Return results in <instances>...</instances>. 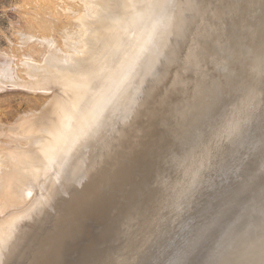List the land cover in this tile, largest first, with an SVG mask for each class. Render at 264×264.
Instances as JSON below:
<instances>
[{
	"label": "rangeland",
	"instance_id": "374dc122",
	"mask_svg": "<svg viewBox=\"0 0 264 264\" xmlns=\"http://www.w3.org/2000/svg\"><path fill=\"white\" fill-rule=\"evenodd\" d=\"M169 1H171V2H169ZM249 1L251 2V0H247V1L246 0H241V1L240 0H231V1L230 0H228V1H226V0H217V1L216 0H165V5L162 8V12H161V15L163 14L164 16L163 15L160 16L159 23L150 28L151 35L144 41V44L146 46L142 50L141 55H140L139 59L137 60L138 63L134 66V68L132 70V76H135L134 77L135 80L132 77L130 81L132 82V80H134V82H132L131 84H128L126 92L122 93L121 97L118 99V101H117L118 105H116L114 112L111 114V119L108 122L109 125L103 126L99 129H97L96 133L92 136L91 139L93 142L90 143V145L88 146L89 148L86 147L83 151L85 153L84 160H83V162L85 163L84 164L85 167H84L82 173L79 174L78 176H76V178L72 179V181L69 182V184L67 185V191H65V193L62 194V198L64 200H68L71 196H73L74 193L81 192L82 189L84 188V184L91 181L90 173L92 174V172H94L92 170L95 169V171H96L99 168V166L104 163L103 161L105 160V157L107 156V154H110V153H107V152H109V150H111L110 152H112V149H111L112 146H116V151L120 150V149L124 150L123 144H122L123 138L121 135H123V131L128 130V126H129V130H130L133 142L135 144H138L140 142L141 143L146 142L147 137L145 138V136H146V130H148V129L149 130H152V129L155 130V132L157 134H161L164 138H166L167 142L169 141L170 144H172L170 149L166 147L167 144L164 145L160 149L158 157H157L158 163H157L155 175L146 184L145 189L149 188L150 191H152V189H155V191H156V195H155L154 199L151 200V203L141 204L140 201H141L144 194L142 196L140 195V196L136 197V199L133 201L125 202V205L127 206L128 209L125 210V212H124L125 214L123 213L124 215L120 219V222H122V234L120 236L121 238H119L117 241L112 242L110 245H108L109 250L110 249L111 250L110 251L108 250L109 251L108 252V258L106 259L105 264H153V263L157 264V262H159V264H165V263L166 264H190V260L193 258V256L197 252H199L203 247H205L206 245L211 243V241H212L211 236H212L213 232L217 228L218 224H220V222L223 220L225 213L227 211V208L233 203V201H235L236 196L239 193H241L242 191H245V190L249 189L251 186H253L254 184H256L258 181V178L262 174H264V137H263L264 136V134H263L264 133V126H263L264 125V121H263L264 120L263 119V117H264V115H263L264 114V111H263V109H264V82H263L264 81V69H263L264 68V48L262 47V45L264 46V44H263L264 42H259L258 41L259 38H255L257 36V33H258V31H257L258 21L261 20V18L263 16L264 0H262V1L261 0H253L252 4H254V5H252V6H249V5H251ZM60 2H62V4ZM69 2H70V0L69 1L68 0H0V65H2V63H4V64L7 63L8 65L12 64L11 67L15 69V71H16L15 73H16V77H17L20 75L21 76L24 75V74H22V70L20 72V68L22 69V67L20 66L21 61L25 60L28 57V58L33 59L35 62H39L41 59L40 57L42 56L44 43L38 45V47H37L36 41H37V39H39V41H41V38L45 39L48 37V35H47L48 32L46 31L47 30L46 27L49 25V20H51V21L54 20L57 23L56 25H57V30H58L61 27L60 24L70 23L71 20L74 19L73 17L71 18V16H69V14L67 12H61L60 11V8L65 7V6H63V3H64V5L66 4V6H67ZM256 2H258L260 6L263 4L261 6V8H260V6H259V8H257L258 3H256ZM57 3L59 6L57 5ZM167 3H169L168 4L169 6L167 5ZM210 5H211V8H210ZM216 5H217V7H216ZM243 6H244V10H242ZM248 6H249V9H248ZM253 6H254V8H253ZM73 7H75V6H73ZM221 7H223V8H221ZM251 7H252V9H251ZM255 8L259 10V11L257 10V13L255 11L256 10ZM180 10H181V12H180ZM208 10L210 12H207ZM225 10H227V11H225ZM250 10H253L252 15H251ZM239 11L240 12L243 11V12L240 13ZM245 11L246 12L249 11V12L246 13ZM253 12L255 13V15H253L254 14ZM259 12H260V14H259ZM179 15H180V17H178ZM248 15L253 16V17H250V20H249V17H248V19L246 18V16H248ZM239 16L241 17V21L244 20L243 24H242V22H240L244 26H242L241 24H240V26L236 25V23L239 19ZM207 17H210V18H207ZM233 17H236V18H233ZM254 17L257 18V21L255 20ZM251 18L252 19L254 18V19L251 20ZM226 19H228V23H227ZM188 20H189V22H188ZM232 20H234L235 23H234V21L231 23ZM247 20H249V22ZM172 21H174L173 22L174 24L172 23ZM213 21H215V22L217 21L216 23H218V24H216ZM219 21H220V23H219ZM223 22H225L227 24L230 23V24L226 25ZM255 23H256V25H255ZM160 24H161V26H160ZM180 24H181V27H179ZM250 24H252V25H250ZM218 26H219V28H218ZM245 26H247V27H245ZM248 26H251V28L253 30L251 28L248 30V28H249ZM253 26H257V27H253ZM169 27H170V29H169ZM234 27L235 28L239 27L238 28L239 32L242 30L241 35H243V36L240 37L238 34L239 32L236 33V30L238 31V29H235ZM242 27H244V28H242ZM214 28H217V29H214ZM246 28H247V30H246ZM167 29L169 32L167 31ZM209 29H211V31H212L211 33H210ZM226 29L228 30V34H226L227 33ZM57 30H56V28L51 30V32H50L52 34L51 37L55 40L57 45L61 49L64 50V46L62 45V42H61L62 35ZM162 30H163V32H162ZM243 30H244V32H243ZM247 31H250V32H247ZM232 32H234V34H238V35L235 36L234 34H232ZM246 32L250 33L251 35L247 34ZM23 33H24V35L27 34V37H26V35L23 37V35H22ZM37 33H38V35H37ZM224 33L227 35V39H226V37H225L226 35ZM243 33L244 34L246 33V34L244 35ZM28 34H30V35L32 34V36L34 34L35 36L36 35L37 36L35 37V39L29 40ZM165 34H166V36H165ZM214 34H215V36H212ZM252 34H254V35H252ZM205 35H207V36H205ZM216 35H218V36H216ZM228 35H230V36H228ZM195 36H196V38H195ZM199 36L201 37V39L198 38ZM203 36H205V37H203ZM208 36L210 39L212 38L214 41L212 46H211V43L213 41L211 39V42H210V39L208 38ZM210 36H212V37H210ZM20 37H21V39H20ZM39 37H41V38H39ZM206 37H207V39H206ZM246 37L249 40L251 38L252 39L251 42L249 40H246L247 39ZM24 38H25V40L26 39L29 40L26 43L24 42L25 44L22 42L24 40ZM185 38H188V39L185 40ZM232 38H233V41L230 42V40H232ZM202 39H205V40H202ZM159 40H160V42H159ZM161 40H162V42H161ZM219 40H221V42ZM59 41H60L61 46L59 45ZM204 41L206 42L205 45L209 47V50L205 49L204 51H202V48L204 49ZM191 42H193L192 45H191ZM215 42H216V45H214ZM219 42H220V44H219ZM156 44H159V45H156ZM200 44H203V45H200ZM224 44L227 46H224ZM235 45H236V47H235ZM197 47L200 48L199 52H196L198 50ZM239 47H242V49ZM250 47H253L255 49H253V48L249 49ZM259 47L260 48L262 47L261 48V49H263V50H261L262 52L260 51V49H258ZM182 48H183V50H182ZM222 48L224 49L223 51H222ZM210 49L212 50V52L210 51ZM213 49L216 51H214ZM232 50L234 51L232 56H231V58H233V59H232V61H230V59H228V58L230 57ZM241 50H242V52H241ZM252 50H254V52ZM220 51H221V53H220ZM226 51H227V53H226ZM238 51H240V52H238ZM245 51H246V54L244 55L243 53ZM257 51L261 52L263 54H261V53L258 54ZM181 52H183V53H181ZM210 52L212 54L214 52V54L210 55ZM235 52H236L237 56H236V54H234ZM27 53H28V56H27ZM228 53H230V54H228ZM180 54H182V55H180ZM197 55H198V57H196ZM24 56H26V57H24ZM149 57H150V59H149ZM214 57H216V58H214ZM236 57H238V58H236ZM23 58H25V59H23ZM209 58H211V60L212 59H214V60L211 61ZM147 60L149 62H147ZM196 60H198V61H196ZM225 60L228 62H226ZM240 60H244L243 61L244 65H243V62H241V63L239 62ZM252 60H254V61H252ZM145 61H146V63H145ZM197 63H199V64H197ZM226 63H228L227 66H225ZM188 66H189V68H188ZM220 66L222 67L223 71H221L222 69ZM228 66L230 68V71L228 69ZM143 67H144V69H143ZM231 67H232V69H231ZM240 67H241V70H240ZM140 68H141V73L137 71ZM190 68H192V69H190ZM198 68H200L201 70H199ZM142 69H143V71H142ZM170 69H172L173 71ZM218 69L223 73V75L221 74V72ZM238 69L240 70V72ZM191 70H192V72H191ZM237 70H238V72H237ZM135 71L137 73H139L138 77H137V74ZM216 71H217V73H216ZM166 72H168V74L170 73L172 75H166L165 76V74H167ZM171 72H173V73H171ZM204 72H206V73H204ZM213 72H215V74H213ZM243 72H245L244 75H243ZM190 74L193 75V77ZM207 74H208V76H207ZM218 74H220V75L218 76ZM236 74H239L242 77H240ZM139 75H140V77H139ZM164 76H165L164 79L166 80V82L162 78ZM233 76H235V77H233ZM262 76H263V79H262ZM16 77H15L16 82L12 83L10 81L12 83V85L10 84L9 81H6V83H5V81L1 82L2 80L0 78V83L3 84V85L0 84V138H1L0 139V152H1L0 158L4 157V152H6V151L3 149V147L6 144H8L6 146H11V145L13 146V144L14 145L16 144V140L11 135L13 133L12 128H14V126H15L14 123L16 122V120H18V118L22 117L24 114L26 115L28 113H31L33 110H35L34 115H36L37 113H38L37 115H39L40 111H41V114H43L42 104L47 100V98L51 97L50 92H45V91L37 90V89H29V88L27 89V87L24 88V84H26L27 82L26 81L23 82V81H21V79L18 80ZM191 77H192V80H194V81L191 80ZM200 77H202V78H200ZM235 78H237V79L242 78L241 81L244 80V81H242V84L244 82H246V83L241 85V81H239L240 79L238 80L240 83H238L237 79L235 80ZM258 78H259V81H256V80H258ZM15 79L13 81H15ZM195 80H196V82H195ZM17 81H18V83H17ZM228 81L230 82V84L232 83V85H234L233 87L231 85L228 88V89H230V91H232L231 94H230V91H223V92L220 91L221 87H223L224 85L225 86L229 85V83H227ZM250 81H251V84H249L250 85L249 86L247 83H250ZM254 81L258 82V83H256L257 85L255 84ZM260 81L263 83L261 84ZM252 82L256 85V87H255V90L252 89L253 90L252 92H254V91L255 92L251 94V90L248 92V90H249L248 87H250V89L254 88L253 87L254 84ZM15 83H16V85H14ZM160 83H161V85H160ZM235 83H236V86H235ZM238 85H239V87H237ZM161 86H163L164 88H162ZM244 86H246V87L244 88ZM204 87H211L210 89H213V93H211V96L209 94V96H210L209 98H204L202 101H200L199 104H196V100L198 98V95H199L201 89H203ZM240 87H241V89H240ZM232 88L234 90H232ZM236 88L239 90V92ZM256 88H257V90L259 89V92L256 91ZM159 90H161V91H159ZM242 90H245L244 91L245 95H246V93H248V94L245 96ZM31 91H33V92H31ZM37 91H39V92H37ZM128 91H130V92H128ZM234 91H236V93L232 94ZM157 93H158V95H156ZM214 93L217 94V97H216L215 103L213 105L212 103L210 104V102L214 101V96H213V95H215ZM241 93H243V94H241ZM236 94H237V96H239V94H241L240 97L242 95H243V97L242 98L237 97ZM148 95H150V96L148 97ZM222 95L225 96L226 99ZM231 95L232 96L235 95V97L233 96L234 97L233 98V97H231ZM147 98H149V99H147ZM164 99L172 101L170 108H163L162 107L161 104H162V101ZM233 99H235V100L233 101ZM237 99H239V100L241 99L240 102H238L239 100H237ZM144 100H147V101H144ZM185 100H187V103ZM124 101L126 104L124 103ZM182 101H184V102H182ZM219 101H221V102L219 103ZM144 102L146 104H144ZM221 103H222V105H220ZM237 103H239V105ZM150 104H152V105H150ZM140 105L142 106V108H140ZM147 105H149V106H147ZM150 106H151V108H150ZM209 106L210 107H213V106L216 107L214 109V113L208 114L207 111L210 109ZM221 106H223V107H221ZM124 107H125V109H124ZM179 107H181V108H179ZM197 107H200V108H197ZM37 109H38V111H37ZM177 109H179V110L177 111ZM192 109H193V111H192ZM256 109H257V111H256ZM261 109H262V111H261ZM122 110H124V111H122ZM174 110L177 112H175ZM217 110L220 112H217ZM233 110L235 111V114H234ZM136 111H137V114H136ZM143 111H145V112H143ZM259 111H261L262 113ZM249 113H250V115H249ZM222 114L224 117L222 116ZM138 115H139V117H137ZM171 115H172V117H170ZM260 115H262V116H260ZM143 116H145L146 119L143 120ZM218 116H220L221 118ZM257 116H260L262 118L259 119V117H257ZM141 118L143 121L141 120ZM168 118H170L171 120ZM177 119H179V121ZM256 119L259 120L260 122L257 121ZM261 119H262V122H261ZM138 121H140V123ZM182 121H184V125H185L184 127L180 126ZM131 122H132V124H131ZM153 123H154V127H152ZM194 123H195V125H194ZM257 123H260V124H257ZM178 124H179V126H178ZM255 124H257V125H255ZM261 124H262V126H261ZM136 126L139 130L136 128ZM261 127L263 130L261 129ZM163 129H164V131H163ZM257 129L259 130V132L261 130V134H262V135H260L261 138L258 135H255V133L258 132ZM252 130L254 131V133ZM137 131L142 133V134H139ZM173 132L177 133V134H181L183 132V134H182L183 138L182 139L179 138V136L177 134H174ZM8 133H10V134H8ZM250 133L252 136L250 135ZM248 135L251 136V138L248 137ZM138 137H140V138H138ZM255 138H257V139L260 138V139L257 140ZM251 139H252V141H251ZM3 140H4L5 144L3 143ZM248 141L251 142L252 145H251V143L249 144ZM256 141L259 143H257ZM120 143H121V146H120ZM245 145H247L248 147L246 148ZM239 149H240V151H239ZM243 149H244V152L242 151ZM245 150L246 151L248 150L249 154H247V152ZM2 151H3V153H2ZM253 152H255V153H253ZM239 153H240V155H239ZM86 154L89 156H87ZM243 154H245V155H243ZM241 155L243 157H241ZM248 155H250L251 158ZM185 156L188 158H186ZM238 157H240V158H238ZM254 157H255V159H254ZM242 159L243 160L245 159V160L243 161ZM249 159H250V161H249ZM187 160H188V162H187ZM237 160H239V161H237ZM247 161H249V163ZM252 161H254V162L252 163ZM189 163H190V165H189ZM224 163L226 166L224 165ZM232 163H233V165H232ZM234 165L236 168L233 167ZM4 166L5 165H3V164L0 165L1 168H4ZM238 166H240V167L238 168ZM186 167L187 168L189 167V168L187 169ZM234 169H235V171H234ZM218 173H219V175H218ZM236 174H238V175H236ZM179 175H181V176H179ZM58 177L59 178L52 177V179H54V180L56 179L55 180V182H57L56 186H57V184L59 186L61 184V181H62L61 175H58ZM174 177L177 179H174ZM178 177H181V178H178ZM197 177H198V179H197ZM141 178H142V174H138L137 179H141ZM190 179H193V180H190ZM201 179H202V181H201L202 183L200 182V184H199V181ZM240 181H242V182H240ZM166 183H167V185H166ZM176 186L178 187V189ZM218 186H221L224 188L225 195L227 196L225 202H223L222 205H220V207H219V204H217V206H209L207 209L200 211L201 213L196 212V207L199 204V202L202 200L203 196L208 194V193H213L214 192L213 188L218 187ZM162 187H163V189H162ZM133 188H136V190H139V189H137V187L135 185ZM172 189H174L175 191ZM38 190L39 189H37V191ZM162 190H164V191H162ZM189 190H191V191L188 192ZM107 192H108V190H107ZM197 193H199V194L196 195ZM33 195H35V194L33 193ZM33 195H32V197H33ZM170 195H171V197H170ZM158 196H160V197L158 198ZM56 197L55 198L52 197L51 200L52 199L53 200L45 208V211L49 213V216H50L49 220L50 221H48L45 224L46 228H44V230L42 232H40L38 239H37V243H36V245H38V246L37 247L34 246L35 250L38 249L39 242L41 240H43L50 233L51 229H53V227H54L53 223H55L57 221L60 214L62 215L64 213L65 208L64 207L62 208L57 204L59 199L56 200L57 199ZM186 197H188V198L186 199ZM157 203L159 205H157ZM187 204H188V206H187ZM160 205L162 206V208H160L161 207ZM189 205H191V206H189ZM0 206H1L0 207V214H1V212H3L4 211L3 209H5V208H3L1 210L2 206L4 207V205H1V203H0ZM253 208L256 209L255 206L251 207V209H253ZM24 209H26V207ZM159 209L160 210L162 209V211L160 212ZM157 210H158V212H157ZM7 211H8L7 213L5 212L6 214L3 213V214H1V216L3 215L5 217L9 213H12L14 211H18V209L10 208ZM215 211H217V212H215ZM58 213H60V214L58 215ZM149 213H150V215H149ZM161 214H162L163 218H162ZM42 215H44V213ZM151 215H153V216H151ZM3 216H2V218H4ZM156 216L158 219L156 218ZM148 218L150 219V221H148L149 220ZM152 218H155V219H152ZM170 218L173 219L172 220L173 222H171ZM261 219H264V214L262 215ZM24 221H25V223H26V221H27V223H29L30 220H24ZM147 221L150 223H148ZM192 222L195 225L192 226ZM152 223H154V224H152ZM107 224H108L107 221H105L102 225L97 224L94 220L88 221L87 231L84 233V236L80 237L81 239H79V242L77 245L79 247L76 246L77 251L74 252L75 256H74V254H72V256L70 254L69 259L71 258V260H74V261L79 260L80 261L81 255H79V254L82 253L83 251L78 252V249H80L82 247L81 246L82 244H83V247H85L84 241H86V243H88V242L90 243V244L88 243V245L86 244V247H89V245L91 247L93 245V241L91 238L93 236H96L97 233H99L101 231V228L106 226ZM186 224H187V226H186ZM189 225H191V226H189ZM50 226H52V227H50ZM48 228H51V229H48ZM145 228H146V230H145ZM157 228H158V230H157ZM163 228L165 230H162ZM170 228H171V230H170ZM185 228L189 229V231H191V232L193 230V232H192L193 234L191 232H189L188 230L186 231ZM46 229H48V230H46ZM132 229H133V231H132ZM167 229H169V230H167ZM131 231L134 234L131 235ZM150 231H152L151 234H150ZM257 231L254 235H251L252 237L243 236L237 242L234 240L229 241L225 245V247L222 251V255H221L222 259H221L220 264H233V263H236L237 261H239L240 257H242L244 248L249 244L253 245L257 249L263 248L264 244L262 242H260L259 239L257 238L258 237ZM135 232H136V234H135ZM153 232H156V233H153ZM186 232H187V234L189 232V236H186L187 235V234H185ZM190 233H191V235H190ZM160 234H163V235H160ZM175 234H176V236H175ZM140 235H142L143 239ZM179 235H181L180 236L181 238H179ZM43 236H44V238H43ZM155 236H157V237H155ZM163 236L165 239H162ZM169 236H170V238H169ZM140 237H141V239H140ZM146 237H147V239H146ZM148 237H150V239ZM89 238H90V241L88 240ZM161 239L164 241L162 242ZM175 240L179 241V242H176ZM145 241L147 243H145ZM158 241H160V244ZM174 241H175V244H172V243H174ZM139 242H140V244H139ZM231 242H233L234 245ZM180 243L183 246H181ZM133 245L136 246L135 249H134ZM159 245L162 246L163 248L160 247ZM168 245L171 247L168 248L169 247ZM172 245H175L174 248ZM158 246H159V248H158ZM165 246H168V247H165ZM175 247L176 248L179 247V250L175 249ZM161 250L163 252L165 250L166 253H168V255H170V256H168L165 252L164 253L166 255H164V253L161 252ZM170 250H171V252H170ZM172 250H173V252H172ZM159 251H160V253H158ZM156 253H157V256H156ZM171 253L173 254V256H171L172 255ZM28 254L26 255V257L23 258L21 264H31L32 253H30V255H28ZM82 255L84 256L83 253H82ZM132 255H134L135 257ZM130 256H131V258H130ZM153 257H155V258H153ZM174 257H176V258H174ZM155 261H156V263H155ZM160 261H162L164 263H162Z\"/></svg>",
	"mask_w": 264,
	"mask_h": 264
},
{
	"label": "bare ground",
	"instance_id": "6f19581e",
	"mask_svg": "<svg viewBox=\"0 0 264 264\" xmlns=\"http://www.w3.org/2000/svg\"><path fill=\"white\" fill-rule=\"evenodd\" d=\"M226 1H228V0H226ZM252 1L253 0H251V2L249 1L251 4L249 6L254 5V4H252ZM169 2H171V1H169ZM258 2H256V3H258ZM60 3L62 4V2H60ZM69 3L67 6H66V4L64 5V3H63V6H65V7L62 6L63 8H60V11L61 12H67L69 14V16H71V18L73 17L74 19L71 20V22L67 23V24H60L59 23L61 25V27L58 30H57V25H56L57 23L54 20H52V21L49 20V25L48 26L46 25L47 26L46 31L48 32V34H47L48 37L45 39H42L41 37H39V38H41V41H39V39H37V41H36L37 47H38V45L44 43L42 56L40 57L41 59L39 62H35L33 59L28 58V57L26 59L23 58L25 60L21 61L20 66L22 67V69L20 68V72L22 70V74H24V75H22V76L20 75L17 77H16L15 69L11 67L12 64L8 65L7 63H5V64L2 63V65H0V78L2 80L1 82L5 81V83H6V81H9V82L11 81L13 83V82H16V79H15V77H16L18 80L21 79V81L27 82L26 84L23 83L24 88L27 87V89L28 88L29 89H37V90H42V91L51 93V97L47 98V100L42 104L43 114H41V111H40L39 115H37L38 113L36 115H34L35 110H33L31 113H28L26 115L24 114L22 117H20V118H18V120H16V122L14 123L15 126H14V128H12L13 133L11 134L13 136V138L16 140V144L15 145L13 144V146L12 145L6 146V145H8V144H6L3 147V149L6 152H4V157L0 158V165H2V164L5 165L4 168H1L2 166L0 167V174H1L0 175V201H1L0 203H1V205H4V207L2 206L1 210L3 208H5V209H3L4 211L6 209L8 210L10 208H14V209H18V211H14L12 213H9L5 217L2 215L4 218H2L1 214H3V213L6 214L8 211L6 210L5 211L6 213L3 211L0 214V264H6V262L8 261V258L10 259L12 256H14L15 254L18 253V251L20 250V245L22 244L19 242L21 240H23L22 239L23 235L28 234L27 237H29V236H35L37 234V233L35 234L36 228L33 226L29 228L27 233H25V234L22 233L23 227L26 226V223H27V221L25 223L24 220H29L30 218H31V220L34 219L35 216L37 215L36 211L39 210L40 208H42L43 204L44 205L47 204L51 200V198L54 196V194L56 193V183L57 182H55L56 179L54 180V179H52V177L59 178L58 175L64 174L65 172L70 171V172L74 173V172H79L80 169H82V167H83V156L85 155V153H83V151L86 147H88L90 145V138H92V136L96 133L97 129L108 124L107 122L111 118V114L114 112L116 105H118L117 104L118 99L121 97L122 93L126 92L128 84H131L135 80V78H134L135 76H132V70H133L134 66L138 63L137 60L139 59L142 50L146 46L144 44V41L151 35L150 28L155 26L156 24H158L160 21V16L163 15V14L161 15V12H162V8L165 5V0H70ZM168 4L169 3H167V5ZM57 5H58V3H57ZM73 6H75V7H73ZM249 6H248V9H249ZM259 6L260 5L258 3L257 8H259ZM261 6H260V8H261ZM216 7H217V5H216ZM210 8H211V5H210ZM221 8H223V7H221ZM253 8H254V6H253ZM251 9H252V7H251ZM242 10H244V6H243ZM257 10L258 9L255 10L256 13H257ZM225 11H227V10H225ZM250 11H251V15H252L253 10H250ZM180 12H181V10H180ZM207 12H210V11L208 10ZM242 12H240V13H242ZM247 12H249V11H247ZM259 14H260V12H259ZM253 15H255V13ZM240 16H239V19L236 23V25H239V26L241 24L240 22H242V24L244 22V20L241 21ZM178 17H180V15ZM248 17L250 20V17H253V16H250V15L246 16L247 19H248ZM207 18H210V17H207ZM233 18H236V17H233ZM253 19L251 18V20H253ZM226 20L228 23V19H226ZM234 20H232L231 23ZM249 20H247V21L249 22ZM255 20L257 21V18H255ZM235 21H234V23H235ZM173 22L174 21H172V23ZM188 22H189V20H188ZM213 22H215V21H213ZM219 23H220V21H219ZM223 23H225V22H223ZM227 23H225V24L226 25L230 24V23L229 24H227ZM216 24H218V23H216ZM252 24H250V25H252ZM255 25H256V23H255ZM160 26H161V24H160ZM219 26H218V28H219ZM242 26H244V25H242ZM245 27H247V26H245ZM248 27H249L248 28V30H249L251 28V26H248ZM253 27H257V26H253ZM54 28H56V30L62 35V37L61 36L60 37L62 39L61 42H62V45L64 46V50L61 49L57 45L55 40L51 37L52 34L50 32ZM238 28H235V29H238ZM242 28H244V27H242ZM169 29H170V27H169ZM214 29H217V28H214ZM209 30L211 33L212 32L211 29H209ZM246 30H247V28H246ZM167 31H168V29H167ZM241 31L239 32V29H238V31L236 30V33L239 32L238 34L240 37L243 36V35H241L242 34ZM257 31H258V33L256 32L257 36L255 38H259L258 39L259 42H264V11H263V16H262L261 20L258 21ZM162 32H163V30H162ZM243 32H244V30H243ZM247 32H250V31H247ZM215 34L212 36H215ZM226 34H228V30H227ZM232 34H234V32H232ZM238 34H234V35L236 36ZM247 34H250V33H247ZM22 35H23V37L25 35L27 37V34L24 35V33H23ZM28 35H29L28 39L32 40V39H35V37L38 35V33L36 36L34 34H33V36H32V34L31 35L28 34ZM207 35H205V36H207ZM252 35H254V34H252ZM165 36H166V34H165ZM205 36H203V37H205ZM212 36H210V37H212ZM216 36H218V35H216ZM228 36H230V35H228ZM225 37L227 39V35ZM195 38H196V36H195ZM198 38L201 39L200 36ZM208 38H209V36H208ZM251 38H250V40L248 38L246 40H249L251 42V40H252ZM20 39H21V37H20ZM186 39H188V38H185V40ZM206 39H207V37H206ZM211 39H210V42H211ZM29 40H27V39L25 40V38H24V40L22 42L26 43ZM202 40H205V39H202ZM212 41H213V39H212ZM219 41L221 42V40H219ZM231 41H233V38H232V40H230V42ZM159 42H160V40H159ZM161 42H162V40H161ZM220 42H219V44H220ZM192 43L193 42H191V45H192ZM205 43L206 42L204 41V49L202 48V51H204L205 49L209 50V47L206 46ZM213 43H214V41L211 43V46ZM59 45H60V41H59ZM156 45H159V44H156ZM200 45H203V44H200ZM214 45H216V42ZM224 46H227V45L224 44ZM235 47H236V45H235ZM262 47L264 48L263 45H262ZM197 48H198V50L196 52H199L200 48L199 47H197ZM223 48H222V51L224 50ZM239 48L242 49V47H239ZM251 48H253V47H250L249 49H251ZM261 48L259 47L258 49H260V51H261V50H263ZM253 49H255V48H253ZM182 50H183V48H182ZM210 51L212 52L211 49H210ZM214 51H216V50H214ZM252 51L254 52V50H252ZM211 52H210V55L212 54ZM233 52L234 51L232 50L231 55L228 58V59H230V61H232V59H233V58H231ZM238 52H240V51H238ZM241 52H242V50H241ZM261 52H258V54ZM181 53H183V52H181ZM220 53H221V51H220ZM226 53H227V51H226ZM213 54H214V52H213ZM228 54H230V53H228ZM234 54H236V52ZM243 54L245 55L246 51ZM261 54H263V53H261ZM180 55H182V54H180ZM27 56H28V53H27ZM236 56H237V54H236ZM24 57H26V56H24ZM196 57H198V55ZM214 58H216V57H214ZM236 58H238V57H236ZM149 59H150V57H149ZM209 59L211 60V58H209ZM212 60H214V59H212ZM244 60H240L239 62L241 63ZM254 60H252V61H254ZM196 61H198V60H196ZM147 62H149V61L147 60ZM226 62H228V61H226ZM145 63H146V61H145ZM197 64H199V63H197ZM227 64L228 63H226L225 66H227ZM243 65H244V62H243ZM188 68H189V66H188ZM143 69H144V67H143ZM143 69H142V71H143ZM190 69H192V68H190ZM198 69L201 70L200 68H198ZM221 69H222V67H221ZM228 69L230 71L229 66H228ZM231 69H232V67H231ZM139 70H137V71L141 73V68ZM170 70H172V69H170ZM238 70H237V72H238ZM240 70H241V67H240ZM240 70H239V72H240ZM221 71H223V69ZM191 72H192V70H191ZM206 72H204V73H206ZM166 73L167 74H165V76L166 75H172L170 73L168 74V72H166ZM171 73H173V72H171ZM216 73H217V71H216ZM244 73L245 72H243V75H244ZM136 74L138 77L139 73L136 72ZM213 74H215V72H213ZM221 74L223 75L222 72H221ZM219 75L220 74H218V76ZM236 75L240 76L239 74H236ZM165 76L162 78L164 79ZM191 76L193 77V75H191ZM207 76H208V74H207ZM132 77L134 80H132V82H131L130 80ZM139 77H140V75H139ZM192 77H191V80H192ZM233 77H235V76H233ZM240 77H242V76H240ZM200 78H202V77H200ZM14 79H15V81H13ZM236 79L237 78H235V80ZM239 79H237V81L238 80L241 81L242 78H239ZM262 79H263V76H262ZM192 81H194V80H192ZM239 81H238V83H240ZM242 81H244V80H242ZM242 81H241V85L246 83V82H244L242 84ZM256 81H259V78ZM256 81H254L255 84L258 83ZM11 82H10V84L12 85ZM165 82H166V80H165ZM195 82H196V80H195ZM263 82H261V84ZM17 83H18V81H17ZM227 83H229V85H226V86L224 85L223 87H221V89H220L221 92L230 91V89H228V88L232 85V83L230 84L229 81ZM0 84H2V83H0ZM247 84L248 85L251 84V81H250V83H247ZM255 84H254V86L252 85L254 88L250 89V87H248V89H249L248 92L251 90V94L255 92V91L252 92L253 90H255V87L257 85V84L255 85ZM14 85H16V83ZM160 85H161V83H160ZM239 85L237 87H239ZM233 86L234 85H232V87ZM235 86H236V83H235ZM161 87L164 88L163 86H161ZM245 87L246 86H244V88ZM210 88L211 87H204L203 89H201V91L198 95L199 97L196 100V104H199L200 101H202L204 98H209L211 96V93H213V89H210ZM240 89H241V87H240ZM232 90H234V89L232 88ZM159 91H161V90H159ZM242 91L244 93L245 90H242ZM256 91L259 92V89L257 90V88H256ZM31 92H33V91H31ZM37 92H39V91H37ZM128 92H130V91H128ZM231 92L232 91H230V94H231ZM238 92H239V90H238ZM234 93H236V91H234L232 94H234ZM243 93H241V94H243ZM209 94H210V96H209ZM237 94H236V96H237ZM241 94H239V96H237V97H240ZM247 94L248 93H246V95ZM156 95H158V93ZM244 95H245V93H244ZM149 96L150 95H148V97ZM213 96H214V101H211L210 104L212 103L214 105L217 94H215ZM233 96L235 97V95H233ZM233 96L231 95V97H233ZM223 97H225V96H223ZM242 97H243V95L240 98H242ZM147 99H149V98H147ZM225 99H226V97H225ZM234 100L235 99H233V101ZM237 100H239V99H237ZM240 100L238 102H240ZM144 101H147V100H144ZM185 101L187 103V100H185ZM182 102H184V101H182ZM220 102L221 101H219V103ZM124 103H125V101H124ZM171 103H172V101L164 99L162 101L161 105L163 108H170ZM222 103L220 105H222ZM144 104H146V103L144 102ZM152 104H150V105H152ZM237 104L239 105V103H237ZM147 106H149V105H147ZM223 106H221V107H223ZM140 108H142L141 105H140ZM150 108H151V106H150ZM179 108H181V107H179ZM197 108H200V107H197ZM215 108L216 107H214V109ZM124 109H125V107H124ZM178 110L179 109H177V111ZM37 111H38V109H37ZM122 111H124V110H122ZM177 111H175V112H177ZM192 111H193V109H192ZM256 111H257V109H256ZM261 111H262V109H261ZM261 111H259V112H261ZM263 111H264V109H263ZM143 112H145V111H143ZM217 112H220V111L217 110ZM136 114H137V111H136ZM234 114H235V111H234ZM249 115H250V113H249ZM222 116H223V114H222ZM260 116H262V115H260ZM260 116H257V117H259V119H260V118H262ZM137 117H139V115ZM170 117H172V115ZM218 117H220V116H218ZM144 119H146L145 116H143V120ZM168 119H170V118H168ZM263 119H264V117H263ZM141 120H142V118H141ZM177 120L179 121V119H177ZM257 121H259V120H257ZM138 122L140 123V121H138ZM261 122H262V119H261ZM131 124H132V122H131ZM257 124H260V123H257ZM257 124H255V125H257ZM194 125H195V123H194ZM178 126H179V124H178ZM180 126L181 127L185 126L184 121L181 122ZM261 126H262V124H261ZM152 127H154V123H153ZM136 128H137V126H136ZM261 129H262V127H261ZM148 130H146V136H145V138L147 137L146 142H142V143L140 142L138 144H135L133 142V139H132V136H131V133L129 130V126H128V130H126L124 132V134L121 135L123 138L122 144H123L124 150L120 149V150L116 151V146H112V148H111L112 152H110L111 150H109V152H107V153H110V154L106 153L107 156L105 157V160L103 161L104 163L102 165H100L99 168L97 167L98 169L96 168L97 169L96 171H95V169H93L92 171H94V172H92V174L90 173L91 181H89L86 185L84 184L85 187L82 189V191L80 190L81 191L80 193L75 194L74 197L72 196L71 200L66 203L65 210H64V213L62 215L60 213H58V215L60 214V216L58 217L57 221L55 220L56 222L53 223V226H54L53 229L48 228V229H51L50 233L45 238L43 236V238H44L43 240H41V241L39 240L40 241L39 247H38V249H36V250H38V252H37L38 257H37L36 263H34V264H105L106 263V259L108 258V252L111 250V249L109 250L108 245H110L112 242H115L119 238H121L120 236L122 234V222H120V219L125 214L124 213L125 210L128 209L127 206L125 205V202L133 201L136 199V197H138L140 195L142 196L144 194L141 201H140L141 204L151 203V200L154 199V197L156 195V191H155V189H152V191H150L149 188L145 189L146 184L155 175V171H156L157 163H158L157 157H158L160 149L166 144H167L166 147L169 149L172 146V144H170L169 141L167 142L166 138H164L161 134H157L155 132V130H153V129L149 130V131ZM163 131H164V129H163ZM257 131H259V130L257 129ZM183 132L181 134H177L174 132L173 133L177 134L179 136V138L182 139L183 138L182 137ZM260 132H261V130H260ZM10 133H8V134H10ZM138 133L142 134L140 132H138ZM253 133H254V131H253ZM256 133H255V135H256ZM250 135H251V133H250ZM251 136L248 135V137H250V138H251ZM138 138H140V137H138ZM260 138H258V139H260ZM255 139H257V138H255ZM251 141H252V139H251ZM3 143H4V140H3ZM250 143L251 142H249V144ZM257 143H259V142H257ZM251 145H252V143H251ZM120 146H121V143H120ZM245 146H246V148L248 147L247 145H245ZM239 151H240V149H239ZM242 151L244 152V149ZM246 152H247V154H249L248 150ZM2 153H3V151H2ZM253 153H255V152H253ZM239 155H240V153H239ZM243 155H245V154H243ZM87 156H89V155H87ZM248 156L250 157V155H248ZM241 157H243V156L241 155ZM186 158H188V157H186ZM238 158H240V157H238ZM254 159H255V157H254ZM188 160H187V162H188ZM237 161H239V160H237ZM249 161H250V159H249ZM249 161H247V162L249 163ZM253 162L254 161H252V163ZM189 165H190V163H189ZM224 165H225V163H224ZM232 165H233V163H232ZM233 167H235V165ZM239 167L240 166H238V168ZM234 171H235V169H234ZM138 174H142L141 179H137ZM181 175H179V176H181ZM218 175H219V173H218ZM236 175H238V174H236ZM178 178H181V177H178ZM174 179H177V178L174 177ZM197 179H198V177H197ZM190 180H193V179H190ZM201 181H202V179L199 181V184ZM240 182H242V181H240ZM134 185L139 190H136V188H133ZM166 185H167V183H166ZM57 186H58V184H57ZM178 187H177V189H178ZM37 189H39V190L37 191ZM162 189H163V187H162ZM107 190H108V192H107ZM164 190H162V191H164ZM172 190H174V189H172ZM190 191L191 190H189L188 192H190ZM33 193L35 195H33ZM198 194L199 193H197L196 195H198ZM32 195H33V197H32ZM159 197L160 196H158V198ZM170 197H171V195H170ZM187 198L188 197H186V199ZM157 205H159V204L157 203ZM187 206H188V204H187ZM189 206H191V205H189ZM25 207H26V209H24ZM219 207H220V205H219ZM160 208H162V206ZM161 211H162V209L160 210V212ZM110 212H111V216H110ZM157 212H158V210H157ZM215 212H217V211H215ZM149 215H150V213H149ZM151 216H153V215H151ZM161 216H162V214H161ZM93 218L96 219L97 224L102 225L105 221H107L108 224L106 226L102 227L101 231L99 233H97V235L94 236V238H92V241L94 243L93 247H90V245H89V247H86V244L88 245L89 242L87 241L88 243H86V241H84L85 242L84 243L82 241L85 244L86 248L82 249L83 250L82 253L85 254V256L81 259L80 262L75 263V262L69 261L68 254L74 250V246L78 243V238L81 237L82 234L86 232L87 221L90 219H93ZM156 218H157V216H156ZM162 218H163V216H162ZM152 219H155V218H152ZM172 220L173 219H171V222H173ZM148 221H150V219ZM148 223H150V222H148ZM152 224H154V223H152ZM193 225H195V224H193V222H192V226ZM186 226H187V224H186ZM189 226H191V225H189ZM50 227H52V226H50ZM48 229H46V230H48ZM145 230H146V228H145ZM157 230H158V228H157ZM162 230H165V229L163 228ZM167 230H169V229H167ZM170 230H171V228H170ZM187 230L189 231V229H186V231ZM132 231H133V229H132ZM132 231H131V235L134 234V233H132ZM151 232L152 231H150V234H151ZM189 232H191V231H189ZM189 232H188V234H187V232L185 233V234H187L186 236H189ZM192 232H193V230H192ZM153 233H156V232H153ZM191 233H190V235H191ZM135 234H136V232H135ZM163 234H160V235H163ZM140 236L142 237V235H140ZM164 236L162 239H165ZM170 236H169V238H170ZM175 236H176V234H175ZM180 236L181 235H179V238H181ZM141 237H140V239H141ZM155 237H157V236H155ZM90 238L88 239L89 241H90ZM148 238L150 239V237H148ZM142 239H143V237H142ZM146 239H147V237H146ZM160 241H158L159 244H160ZM163 241L164 240H162V242ZM175 241L172 244H175ZM140 242H139V244H140ZM176 242H179V241H176ZM145 243H147V242L145 241ZM37 246L38 245H36L35 247H37ZM81 246L83 247V244ZM159 246H158V248H159ZM168 246H165V247H168ZM172 246L174 248L175 245H172ZM181 246H183V245L181 244ZM77 247H79V246H77ZM133 247L135 249L136 246L133 245ZM160 247H162V246H160ZM170 247L171 246H169L168 248H170ZM175 249L179 250V247L178 248L175 247ZM165 250H164V252L166 253ZM78 252H79V250H78ZM161 252H163V251L161 250ZM170 252H171V250H170ZM172 252H173V250H172ZM158 253H160V251ZM165 253H164V255H166V254L168 255V253H166V254ZM72 254H74V252ZM28 255H30V253ZM74 256H75V254H74ZM132 256H134V255H132ZM156 256H157V253H156ZM168 256H170V255H168ZM171 256H173V254ZM255 257H257V256H255ZM255 257H253V258H255ZM130 258H131V256H130ZM153 258H155V257H153ZM174 258H176V257H174ZM259 260L260 259H258L255 262V264H261L260 262H258ZM156 261H155V263H156ZM162 261H160V262H162ZM162 263H164V262H162ZM157 264H159V262H157Z\"/></svg>",
	"mask_w": 264,
	"mask_h": 264
},
{
	"label": "water",
	"instance_id": "95a60500",
	"mask_svg": "<svg viewBox=\"0 0 264 264\" xmlns=\"http://www.w3.org/2000/svg\"><path fill=\"white\" fill-rule=\"evenodd\" d=\"M179 27H181V24ZM207 112L208 114L214 113V108L210 107V109ZM110 119L108 120V122L110 121ZM107 125L109 124H106L105 126ZM125 131H123V134ZM256 135L260 136L262 134L261 132L258 131ZM92 142L93 141L90 138V143ZM83 160H84V156H83ZM84 164L85 163L83 162V167L82 169H80L79 172L73 173L69 171V172H65L64 174H61V178H62L61 184L59 186H56V193L53 196L54 198L57 196L56 200L59 199L57 204L60 207L65 208L66 203L71 200L72 196L68 200H64L62 198V194L65 193V191H67V185L69 184V182L82 173L85 167ZM213 189H214L213 193H208L203 196L202 200L199 202V204L196 207V212L203 211L207 209L209 206H216L217 204L222 205V203L225 202L227 196L225 195L224 188L218 186V187H214ZM78 193H74L73 197L75 194ZM50 202L51 200L47 204L45 205L43 204L42 208L36 211L37 215L35 216V218L32 220L30 218L29 223L28 224L26 223V226L23 227L22 233L24 234L27 233L29 228L33 226L36 228L35 234L36 233L37 234L35 236H29V237H27L28 234L23 235L22 236L23 240L19 242L22 243L20 245V250L10 259L8 258L6 264H21L23 258L26 257V255L29 252L32 253L31 264L36 263L38 257L37 254L38 250L35 251L32 250H34V246H36L40 232H42L44 228H46L45 224L48 221H50L49 213L45 211V208L50 204ZM252 206H256L255 207L256 209L254 208L251 209ZM263 207H264V174H262L258 178L256 184L251 186L249 189L242 191L236 196L235 201H233V203L227 208L223 220L220 222V224H218L217 228L213 232L211 236L212 239L211 243L203 247L199 252H197L190 260V264H220L222 259L221 258L222 251L225 245L229 241L234 240L237 242L243 236L252 237L251 235H254L257 230H258L257 238L259 239L260 242L264 244V219H261L262 215L264 214ZM43 213L44 215H42ZM110 216H111V212H110ZM92 220L97 222L95 218L90 219L88 221H92ZM88 221L86 223V227ZM82 236H84V233L82 234ZM92 238H94V236ZM79 239L80 237L78 238V242ZM77 245L78 243L74 246V250L68 254V259L70 254L72 255L73 252H76ZM93 246L94 243L91 247ZM83 248L85 249V247H81L80 249H78L79 252L83 251L82 250ZM80 255H81V259L85 256V254L83 256L81 253ZM258 259H260L258 262L264 264V247L257 249L253 245L249 244L244 248L242 257H240L239 261L233 264H255V262ZM69 261L75 263L80 262V261H73L71 259H69Z\"/></svg>",
	"mask_w": 264,
	"mask_h": 264
}]
</instances>
